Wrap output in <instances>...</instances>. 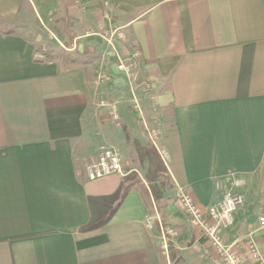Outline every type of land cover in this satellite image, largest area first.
<instances>
[{
  "label": "crops",
  "instance_id": "crops-1",
  "mask_svg": "<svg viewBox=\"0 0 264 264\" xmlns=\"http://www.w3.org/2000/svg\"><path fill=\"white\" fill-rule=\"evenodd\" d=\"M28 12L40 31L23 27ZM61 48L66 60L52 57ZM127 133L154 144L173 192L156 202L136 184L105 227L81 233L89 198L123 179L89 181L86 167L103 144L124 153ZM180 188L204 213L241 197L223 242L253 264L252 241L264 258V0H0V264H215ZM164 225L178 232L174 260Z\"/></svg>",
  "mask_w": 264,
  "mask_h": 264
},
{
  "label": "built area",
  "instance_id": "built-area-1",
  "mask_svg": "<svg viewBox=\"0 0 264 264\" xmlns=\"http://www.w3.org/2000/svg\"><path fill=\"white\" fill-rule=\"evenodd\" d=\"M116 36L120 39L124 38L119 30H114L109 38L111 44L112 39ZM138 57L139 55L135 54V58ZM134 66V61L120 58L117 69L131 78ZM107 79L108 76L105 73H99L98 83L104 84ZM145 87L150 90L151 84L146 83ZM114 119L117 120L118 117L115 116ZM154 136H150L152 141H154ZM85 171L89 181H97L111 175L124 177L129 172L122 163L120 155L108 147L101 148L97 161L88 165ZM177 197L192 224L200 228L209 241L213 251L211 258L215 264H249L232 247L225 245L221 236L222 231L233 224L234 212L243 205L241 197L228 193L220 203L210 207L206 213L202 212L186 190L178 189ZM147 222L152 225L153 219L149 218ZM261 223L264 226V219L261 220ZM162 234V249L168 255L170 240L175 239L178 232L173 228L162 227ZM246 249L253 264H264L263 256L252 241L247 243Z\"/></svg>",
  "mask_w": 264,
  "mask_h": 264
},
{
  "label": "trees",
  "instance_id": "trees-1",
  "mask_svg": "<svg viewBox=\"0 0 264 264\" xmlns=\"http://www.w3.org/2000/svg\"><path fill=\"white\" fill-rule=\"evenodd\" d=\"M127 140L132 142L135 152V162L145 171V181L148 184L149 192L154 201L161 202L165 197L168 184L163 176L168 175L166 164L154 145H144L138 139H132L126 134ZM138 181V172L135 169L129 170L123 177L118 191L111 196L90 197V220L88 224L80 229L81 233H88L105 227L117 213L130 190ZM173 260L175 259L174 253Z\"/></svg>",
  "mask_w": 264,
  "mask_h": 264
},
{
  "label": "rangeland",
  "instance_id": "rangeland-1",
  "mask_svg": "<svg viewBox=\"0 0 264 264\" xmlns=\"http://www.w3.org/2000/svg\"><path fill=\"white\" fill-rule=\"evenodd\" d=\"M53 10H58V8L56 9H53ZM53 15V19H56L54 20V22H56V26L57 27H60V28H63V23L62 21L54 14ZM57 17V18H56ZM36 24L34 23V17L31 13H27V23L23 26L24 28H26L27 30L29 31H33L34 28H36L37 26H35ZM55 26V27H56ZM33 28V29H32ZM38 28V27H37ZM39 30V28H38ZM40 31V30H39ZM45 32V30H42L41 32H38L39 36L41 35H45L43 34ZM40 47V46H38ZM48 48V47H47ZM66 48H67V45H66ZM49 52H51V49H47ZM53 56L51 54H48L49 57L52 56L54 58H59V59H62V60H66V58L68 57V52L65 51L63 48H61L60 50H56V52L53 51ZM68 60V59H67ZM137 82H139L140 84H143L144 87L146 86V81L143 82V79H140V78H137ZM145 89V88H144ZM146 91H148L147 89H145ZM140 91V90H139ZM108 127L107 129H109L111 131V133L114 132L113 128L114 126H117L119 125L120 127H122V121L121 120H116V121H112L111 119H109V122H108ZM102 147H108V148H111L113 150H115L121 157V160H122V163L125 165L126 163H130V167H132L133 169L137 170L138 172V181H137V184L140 186L141 184L145 187L146 186V181H145V171L144 169L137 163L134 162V153H133V149H132V146L130 144H128L127 148H126V151L123 153V152H120L118 151L117 149H114V147H112L111 145H106V144H103ZM126 167V166H125ZM163 180L168 184V187L165 191V194H171L173 192V186L171 185V182L169 181V178H168V175H165L163 176ZM146 182V183H145ZM145 183V184H144ZM232 194V193H231ZM175 195H176V198L178 199L177 197V190L175 191ZM165 227H169V226H166L164 225ZM171 228V227H169ZM175 254V257L177 256L175 252H173ZM168 255H170L171 257V251L169 249V252H168Z\"/></svg>",
  "mask_w": 264,
  "mask_h": 264
}]
</instances>
